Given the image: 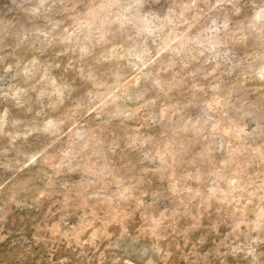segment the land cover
Here are the masks:
<instances>
[{
	"label": "rangeland",
	"instance_id": "374dc122",
	"mask_svg": "<svg viewBox=\"0 0 264 264\" xmlns=\"http://www.w3.org/2000/svg\"><path fill=\"white\" fill-rule=\"evenodd\" d=\"M0 264H264V0H0Z\"/></svg>",
	"mask_w": 264,
	"mask_h": 264
}]
</instances>
